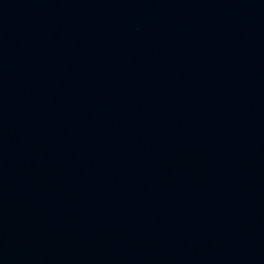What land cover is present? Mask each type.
Masks as SVG:
<instances>
[{"label":"water","instance_id":"95a60500","mask_svg":"<svg viewBox=\"0 0 264 264\" xmlns=\"http://www.w3.org/2000/svg\"><path fill=\"white\" fill-rule=\"evenodd\" d=\"M0 264H264V0H0Z\"/></svg>","mask_w":264,"mask_h":264}]
</instances>
